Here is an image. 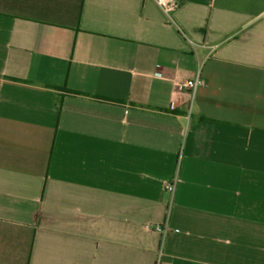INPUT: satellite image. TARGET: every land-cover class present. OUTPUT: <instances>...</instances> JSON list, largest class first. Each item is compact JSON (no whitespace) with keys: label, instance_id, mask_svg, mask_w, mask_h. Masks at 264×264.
<instances>
[{"label":"crops","instance_id":"1","mask_svg":"<svg viewBox=\"0 0 264 264\" xmlns=\"http://www.w3.org/2000/svg\"><path fill=\"white\" fill-rule=\"evenodd\" d=\"M177 1L0 0V264H264V0Z\"/></svg>","mask_w":264,"mask_h":264},{"label":"built area","instance_id":"2","mask_svg":"<svg viewBox=\"0 0 264 264\" xmlns=\"http://www.w3.org/2000/svg\"><path fill=\"white\" fill-rule=\"evenodd\" d=\"M157 6L163 11V13L173 21V14L179 9L180 3L177 0H154ZM183 87L189 91L191 96L194 98L198 90L205 86V81L202 77L201 68L199 69L196 76L192 79L186 80L183 84ZM179 183L178 179H175L173 182L167 184L164 187L165 192L170 196L169 208H172L174 202V196ZM158 231L162 232L163 228L158 227Z\"/></svg>","mask_w":264,"mask_h":264}]
</instances>
